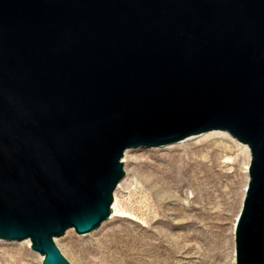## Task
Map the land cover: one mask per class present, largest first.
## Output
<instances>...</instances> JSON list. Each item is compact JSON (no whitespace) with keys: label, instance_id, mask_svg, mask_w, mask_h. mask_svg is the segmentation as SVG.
I'll use <instances>...</instances> for the list:
<instances>
[{"label":"water","instance_id":"1","mask_svg":"<svg viewBox=\"0 0 264 264\" xmlns=\"http://www.w3.org/2000/svg\"><path fill=\"white\" fill-rule=\"evenodd\" d=\"M249 147L235 264H264V0H0V239L40 264L109 217L126 148Z\"/></svg>","mask_w":264,"mask_h":264},{"label":"rangeland","instance_id":"2","mask_svg":"<svg viewBox=\"0 0 264 264\" xmlns=\"http://www.w3.org/2000/svg\"><path fill=\"white\" fill-rule=\"evenodd\" d=\"M114 188L116 215L55 244L70 264H235L232 224L246 161L238 145L191 138L132 147ZM25 242L0 240V264H40Z\"/></svg>","mask_w":264,"mask_h":264},{"label":"bare ground","instance_id":"3","mask_svg":"<svg viewBox=\"0 0 264 264\" xmlns=\"http://www.w3.org/2000/svg\"><path fill=\"white\" fill-rule=\"evenodd\" d=\"M191 138H199V139H205V138H209V139H219V140H225V141H228L232 144H235V145H238L239 148L241 149L242 153L245 155L246 157V161H245V164L243 166V172L245 173V184L243 186V193H244V188L246 187V184H247V180H248V164H249V159H250V151H249V147L247 144L237 140L235 137H233L231 134H229L226 130H220V129H214V130H208V131H205L203 133H200V134H197V135H193V136H189L185 139H182V140H179L177 142H174V143H181L185 140H188V139H191ZM173 143H169V144H165V145H161V146H153V147H167L169 145H171ZM143 147V146H142ZM132 148H126L123 152V155L121 157V161H122V164L125 162V156L127 155V153L131 150ZM123 167H124V164H123ZM117 187H119V183H117L116 185V189ZM112 201H111V204H110V208H111V211L109 212V217L108 218H111L113 215H116L117 211H120V209H118V201H117V196L115 194V191H113V195H112ZM235 222V220H234ZM234 222L232 224V230L234 231ZM71 229V228H69ZM68 230V229H67ZM59 238L58 237H54L53 238V241L56 242V240ZM1 240V239H0ZM22 242H25L27 244V246L30 245L29 243V240L28 239H25V240H22ZM57 243V242H56ZM39 257H40V260H41V255L39 254Z\"/></svg>","mask_w":264,"mask_h":264}]
</instances>
